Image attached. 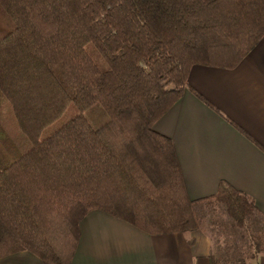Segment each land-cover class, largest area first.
Returning <instances> with one entry per match:
<instances>
[{
  "label": "trees",
  "instance_id": "obj_1",
  "mask_svg": "<svg viewBox=\"0 0 264 264\" xmlns=\"http://www.w3.org/2000/svg\"><path fill=\"white\" fill-rule=\"evenodd\" d=\"M263 35L264 0H0V258L71 264L92 210L162 235L221 205L243 229L252 200L191 201L153 125L192 65L233 68Z\"/></svg>",
  "mask_w": 264,
  "mask_h": 264
},
{
  "label": "crops",
  "instance_id": "obj_2",
  "mask_svg": "<svg viewBox=\"0 0 264 264\" xmlns=\"http://www.w3.org/2000/svg\"><path fill=\"white\" fill-rule=\"evenodd\" d=\"M153 129L171 139L191 201L213 196L226 182L252 200L251 217L264 223V35L233 68L192 65L182 96ZM197 207L204 217L198 229L162 235L92 210L79 223L71 264H209L211 254L223 264H264L258 253L242 259L239 243L232 240L237 228L221 205ZM215 214L228 224L218 228L221 237L204 227L211 222L213 227ZM0 264L43 263L19 251L1 257Z\"/></svg>",
  "mask_w": 264,
  "mask_h": 264
},
{
  "label": "rangeland",
  "instance_id": "obj_3",
  "mask_svg": "<svg viewBox=\"0 0 264 264\" xmlns=\"http://www.w3.org/2000/svg\"><path fill=\"white\" fill-rule=\"evenodd\" d=\"M215 209H218L217 207ZM214 210V209H213ZM222 212V211H221ZM226 216V215H224ZM215 220H214V225L213 227L211 226V223H207L204 227L206 229H208V231L212 233L213 237L215 236H219L221 237L220 233H216L218 228L222 229L221 227H223V229L228 228V224L224 223L223 221H221L218 217L217 214L214 215ZM234 237H232V240H235L239 243V249L242 250V259L246 258L247 256L245 255L246 253L252 254V253H258L260 256H262L264 258V223L261 220H253L252 217H250L247 220V224L246 226L241 229V230H237L234 229L233 230ZM239 234H243V239H241L239 237ZM249 244L250 248L249 250H246V245ZM238 254V255H240ZM246 262L249 261L250 259H248V257L246 258ZM258 258V262H259Z\"/></svg>",
  "mask_w": 264,
  "mask_h": 264
}]
</instances>
